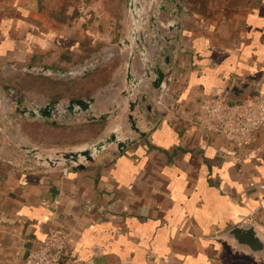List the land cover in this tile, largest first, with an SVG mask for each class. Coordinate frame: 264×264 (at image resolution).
<instances>
[{
  "label": "crops",
  "instance_id": "1",
  "mask_svg": "<svg viewBox=\"0 0 264 264\" xmlns=\"http://www.w3.org/2000/svg\"><path fill=\"white\" fill-rule=\"evenodd\" d=\"M138 1L147 11L150 0ZM155 1L167 9L158 22L177 25L159 26L170 42L161 35L160 45H145L147 58L158 55L163 65L172 106L152 104L160 89L151 85L153 73L144 76L136 52L132 73L148 97L133 112L138 131L127 106L121 120L81 114L61 127L27 117L50 131L40 142L45 149L92 143L117 126L134 140L122 151L108 145L66 174L0 151V264H19L53 229L65 234L78 264H264L222 236L245 221L264 232V188L248 184L264 182V128L237 151L191 120L201 98H226L235 84L248 83L251 95L264 92V0ZM142 21L152 35L149 18ZM133 22L128 0H0V74L32 83L27 104L95 97L96 112L114 109L131 51L120 43Z\"/></svg>",
  "mask_w": 264,
  "mask_h": 264
},
{
  "label": "water",
  "instance_id": "2",
  "mask_svg": "<svg viewBox=\"0 0 264 264\" xmlns=\"http://www.w3.org/2000/svg\"><path fill=\"white\" fill-rule=\"evenodd\" d=\"M128 2L134 22L128 33L130 38H126L123 43H120L121 47L129 46L131 50L129 60L126 64V76L124 78L125 87L121 93L123 100L120 103L115 104L114 109H109L97 114L92 106L96 101L95 97L71 99L69 101L54 100L43 105L26 104L23 100L19 99L17 100L16 105L21 115L28 116L33 119L51 120L54 122H56L61 116L73 117L78 120L81 117V114H84V119L88 121L107 120V118L111 115H114L121 120L119 110L127 106L130 112L127 113V119L132 122L134 129L138 131L134 122L133 112L136 106L147 102L148 97L147 92H141L139 90L141 79L134 76L132 73L134 55L136 52L139 53L140 61L142 63L141 70L143 71L144 76L146 78H151V73H153L154 78L151 81V85L154 89L159 88L164 79L165 71L163 69V65L158 61V55L153 58V61H150L147 58L145 45L147 41L151 43L153 42L154 44L158 42V45L161 44L159 41L162 33L159 26H165L172 31L177 25L175 22H158V20H160L159 13L167 10L164 2L158 3L155 0H150L147 5V11H144L143 13L141 12L142 6L138 0H128ZM147 17L151 21V23H149V28L155 30L152 35H149L148 37L145 35L147 32L144 28L146 21H142ZM161 37L167 42L171 41V37H167L165 35H162ZM163 58L164 63L169 62L168 55L163 56ZM90 67L94 68V65H90ZM31 69L35 70L39 74H59L62 76L67 73L65 71L56 72L47 67L25 68L26 71H31ZM249 86L250 85L248 83L242 85L235 84L231 91L227 94L226 99L230 102H238L247 99L251 95V93L248 92ZM3 88L12 94L13 91L9 86L3 85ZM133 140V137L125 136L124 133H122L121 126H117L116 128H113L106 137H101L92 143H83L72 148L45 149L43 147L29 146L27 144L20 143H18V146L25 152L27 158L32 159L38 165L47 167L66 166L79 168L93 162L95 157L105 150L108 145L113 144L117 150L122 151ZM222 236L226 237L229 242L233 241L234 245L246 249L249 253H253L264 258V232L260 230L255 223L245 221L242 224L229 229L223 233Z\"/></svg>",
  "mask_w": 264,
  "mask_h": 264
},
{
  "label": "built area",
  "instance_id": "3",
  "mask_svg": "<svg viewBox=\"0 0 264 264\" xmlns=\"http://www.w3.org/2000/svg\"><path fill=\"white\" fill-rule=\"evenodd\" d=\"M160 92L150 96L157 109L172 106L168 86L161 83ZM192 123L200 129L213 131L224 137L237 151L251 144L257 132L264 128V92L252 94L247 99L230 102L222 96H206L199 100L191 117ZM69 167L61 166L63 174ZM249 186L263 189L264 182L249 179ZM19 264H78L69 255L65 234L58 229L51 230L38 247L29 251Z\"/></svg>",
  "mask_w": 264,
  "mask_h": 264
},
{
  "label": "rangeland",
  "instance_id": "4",
  "mask_svg": "<svg viewBox=\"0 0 264 264\" xmlns=\"http://www.w3.org/2000/svg\"><path fill=\"white\" fill-rule=\"evenodd\" d=\"M3 85L9 86L13 91L12 94L6 91L3 88ZM31 86L33 85L27 78L20 79L16 77L14 79L13 76L6 77L0 74V151L2 153L14 152L13 154H17L18 157L24 158L26 157L25 152L19 148L18 143L35 147L43 146V148H45L46 145H43L40 142H45L47 136H52L50 131H48L49 133H46L47 128L45 125H31L26 120L28 116L21 115L16 105V102L19 99L24 102L25 100L29 101L28 96H30ZM35 88L36 90L40 89L41 91L46 90L45 86L39 89L37 87ZM92 91V87L90 88L87 85L86 92L91 93ZM95 113L98 114L99 112ZM68 120V117L61 116L56 123L60 125L62 122H68ZM61 126L62 124L60 127Z\"/></svg>",
  "mask_w": 264,
  "mask_h": 264
},
{
  "label": "trees",
  "instance_id": "5",
  "mask_svg": "<svg viewBox=\"0 0 264 264\" xmlns=\"http://www.w3.org/2000/svg\"><path fill=\"white\" fill-rule=\"evenodd\" d=\"M54 124H56L57 126H60L61 125V124L59 125L58 123H54Z\"/></svg>",
  "mask_w": 264,
  "mask_h": 264
}]
</instances>
